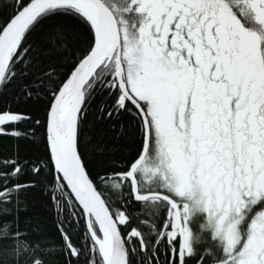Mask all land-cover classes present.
Instances as JSON below:
<instances>
[{
  "label": "snow or ice",
  "instance_id": "obj_1",
  "mask_svg": "<svg viewBox=\"0 0 264 264\" xmlns=\"http://www.w3.org/2000/svg\"><path fill=\"white\" fill-rule=\"evenodd\" d=\"M0 264H264V0H0Z\"/></svg>",
  "mask_w": 264,
  "mask_h": 264
}]
</instances>
